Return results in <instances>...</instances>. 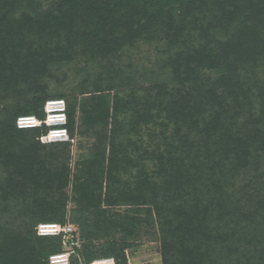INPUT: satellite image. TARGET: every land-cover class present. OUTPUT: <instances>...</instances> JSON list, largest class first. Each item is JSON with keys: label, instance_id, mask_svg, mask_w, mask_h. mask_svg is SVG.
<instances>
[{"label": "trees", "instance_id": "obj_1", "mask_svg": "<svg viewBox=\"0 0 264 264\" xmlns=\"http://www.w3.org/2000/svg\"><path fill=\"white\" fill-rule=\"evenodd\" d=\"M53 98L72 140L16 126ZM40 222L67 264L154 225L159 264H264V0H0V264L65 250Z\"/></svg>", "mask_w": 264, "mask_h": 264}, {"label": "built area", "instance_id": "obj_2", "mask_svg": "<svg viewBox=\"0 0 264 264\" xmlns=\"http://www.w3.org/2000/svg\"><path fill=\"white\" fill-rule=\"evenodd\" d=\"M43 106L45 113L43 119L35 115H19L16 118V126L29 128L45 125L46 132L38 138L42 143L72 140L66 127L67 114L64 99H47ZM35 231L40 236H60L61 242L65 246L64 251L49 254L48 264H67L69 262L71 255L74 254V248L78 246L77 234L73 226L58 222H40L36 225ZM89 264H115V259L113 257H98Z\"/></svg>", "mask_w": 264, "mask_h": 264}, {"label": "rangeland", "instance_id": "obj_3", "mask_svg": "<svg viewBox=\"0 0 264 264\" xmlns=\"http://www.w3.org/2000/svg\"><path fill=\"white\" fill-rule=\"evenodd\" d=\"M145 57V56H144ZM145 62V61H144ZM79 139L76 137L74 142L71 144V163L74 162L79 152L82 150L78 146ZM82 140V139H80ZM85 141L83 146H85ZM77 228L74 223H68ZM158 227L154 225L151 228L142 229L139 234V237L136 241V246L127 251L128 264H159L160 263V254H159V242L160 238Z\"/></svg>", "mask_w": 264, "mask_h": 264}]
</instances>
